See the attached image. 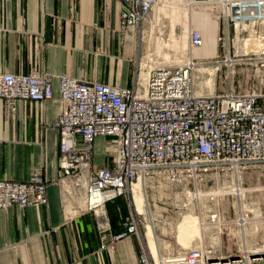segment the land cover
<instances>
[{"label":"built area","instance_id":"obj_1","mask_svg":"<svg viewBox=\"0 0 264 264\" xmlns=\"http://www.w3.org/2000/svg\"><path fill=\"white\" fill-rule=\"evenodd\" d=\"M117 1L123 4V32L150 20L165 2ZM185 1L190 11L205 6L215 17L217 41L227 46L228 55L235 49L231 39L244 32L258 44L248 51L256 56L246 60L264 66V0ZM188 44L190 49L203 45L200 30L190 27ZM200 64L190 58L184 64L155 65L144 84L138 76L131 86L58 76L62 101L56 119L58 182L81 198L84 210L97 216L101 248L113 247L128 235L138 237L137 264H264V240L251 247L244 244L237 257H231L233 252L216 253L202 243L154 256L137 226L150 212L148 190L202 200L199 194L215 189L218 177L226 185L229 175H236L237 182L244 170L264 166V92L197 93L193 70ZM52 81L46 72H0V98L10 112L26 100L44 103L53 95ZM259 82L264 87L263 76ZM108 136L113 139L103 155L112 159V165H99L94 161L95 140ZM137 182L144 195L142 214L132 193ZM46 186L39 168L26 181L0 179V210L46 204ZM120 197L129 211L122 228L112 232L105 204Z\"/></svg>","mask_w":264,"mask_h":264},{"label":"crops","instance_id":"obj_2","mask_svg":"<svg viewBox=\"0 0 264 264\" xmlns=\"http://www.w3.org/2000/svg\"><path fill=\"white\" fill-rule=\"evenodd\" d=\"M122 12L117 0H0V72L53 76V95L44 103L26 100L10 112L0 98V179L26 181L39 168L47 182L46 204L0 210V264H137L138 237L128 235L113 247L101 248L97 216L58 182L56 119L62 101L57 77L68 74L88 82L131 86L141 33L166 9L161 6L150 20L125 32ZM208 17L199 10L190 13L194 28L206 27L215 35L218 22ZM206 52L212 54L214 48ZM105 138H96L95 149ZM94 161L112 165L111 158L97 153ZM110 225L112 232L119 231L120 219ZM148 233H153L151 228Z\"/></svg>","mask_w":264,"mask_h":264},{"label":"rangeland","instance_id":"obj_3","mask_svg":"<svg viewBox=\"0 0 264 264\" xmlns=\"http://www.w3.org/2000/svg\"><path fill=\"white\" fill-rule=\"evenodd\" d=\"M194 10L216 20L205 6ZM190 27L194 28L190 21V12L181 4H175L172 10H166L165 13L159 12L153 26L141 33V51L133 60L134 78L139 76L144 84L142 74L147 73L149 67L184 64L192 58L201 63L193 70V87L197 93H246L253 89L264 92V87L259 82L262 76L264 78V66H260V62L255 60H246L256 56L248 53L252 49L251 44L256 41H252L244 32L238 34L231 39L235 49L230 45L232 49L228 55L225 49L227 46L217 41V32L213 35L205 27L201 30L203 45L198 49H190ZM213 48L212 54L206 52ZM112 139L113 137H106L97 147L98 150L95 149L101 158H106L103 151ZM237 184L247 191L239 196L223 195L217 200L211 196L202 200L188 196L183 200V196L178 199L175 193L165 196L148 190L150 212L145 215V220L140 217L137 224L139 231L149 240L155 255L157 251L158 254L166 255L167 250L172 247L178 250L202 243L216 253L233 252L231 257H237V251L243 246L241 228H244L246 246L251 247L264 240V166L250 167L239 173ZM210 185L208 183L206 187ZM238 213L252 221L241 227L237 222L240 217ZM189 214L194 216L193 220L187 222L184 216ZM198 217L206 224L203 241L196 224ZM147 225L152 226L155 239L153 233H148ZM187 226L190 227L189 230ZM185 231L194 232L195 236H188ZM167 244L172 246L168 248Z\"/></svg>","mask_w":264,"mask_h":264},{"label":"bare ground","instance_id":"obj_4","mask_svg":"<svg viewBox=\"0 0 264 264\" xmlns=\"http://www.w3.org/2000/svg\"><path fill=\"white\" fill-rule=\"evenodd\" d=\"M183 0H165V2L163 3V5L161 6H164L166 8V10H172L173 9V6L176 4H181L183 6H185L187 8V10L191 13L190 11V6L187 4V1L184 0V3H182ZM161 6H159V8H161ZM158 8V9H159ZM157 9V11H158ZM155 21H156V16H155ZM258 44H251V47L252 48H255L257 47ZM150 68V67H149ZM147 77V73H146V76L145 78ZM220 178V180L216 181L214 184H213V187H215V189H209V190H205V191H202L200 194H199V197H206V196H211L212 198H216V200L218 198H220L221 196L223 195H235V196H239V195H242L245 191H247V189L245 188H242L240 187L237 182H236V175H229L226 179V182L227 184L224 185L223 182H221V176L218 177ZM217 179V178H215ZM132 193H133V199H134V202L137 206V209L140 211V212H144V209H143V201H144V195H143V192H142V185H141V182H137L135 183L133 186H132ZM141 197V200L138 202V198ZM200 197V198H201ZM140 204V206H139ZM69 208V207H68ZM239 208V207H238ZM70 211V210H69ZM240 211V210H239ZM240 215V217L238 218L237 222L239 223V225L242 227L244 226V224L246 222H250L252 221V219H249L245 216H243L242 214L238 213ZM194 215H185L184 216V220L185 221H191L193 220V217ZM199 218V217H198ZM258 218V217H257ZM256 219V217H255ZM254 220V219H253ZM196 224L198 225V229L201 231L202 233V237H201V241H203V229H205V223L199 218L198 222H196ZM248 226V225H247ZM188 227V226H187ZM149 228L152 229V226L151 225H147L146 226V229L148 230ZM190 227L187 228V230H189ZM242 229V239H243V242L242 244H246L245 243V238H244V228H241ZM246 230V229H245ZM153 231V229H152ZM187 231H185L184 233H186ZM190 232V231H189ZM187 232L188 233V236L189 235H193L195 236V233L194 232ZM145 236V235H144ZM154 233H153V238H154ZM146 238V237H145ZM155 239V238H154ZM206 240V239H205ZM146 242H147V247L149 248L150 252L155 255L154 253V250L150 247V242L149 240L146 239ZM170 246V245H168ZM157 255H158V251H157ZM155 255V256H157Z\"/></svg>","mask_w":264,"mask_h":264},{"label":"trees","instance_id":"obj_5","mask_svg":"<svg viewBox=\"0 0 264 264\" xmlns=\"http://www.w3.org/2000/svg\"><path fill=\"white\" fill-rule=\"evenodd\" d=\"M107 211L109 213V219L112 225L116 223V219H120V226L127 215L128 209L124 202L119 200V198L113 200L112 204L106 205ZM122 227H120L121 229Z\"/></svg>","mask_w":264,"mask_h":264}]
</instances>
